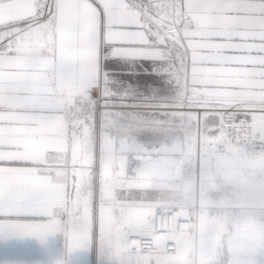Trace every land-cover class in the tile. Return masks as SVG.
I'll return each instance as SVG.
<instances>
[{"label": "snow or ice", "instance_id": "snow-or-ice-1", "mask_svg": "<svg viewBox=\"0 0 264 264\" xmlns=\"http://www.w3.org/2000/svg\"><path fill=\"white\" fill-rule=\"evenodd\" d=\"M6 66L93 109L132 103L264 144V0H0Z\"/></svg>", "mask_w": 264, "mask_h": 264}, {"label": "rangeland", "instance_id": "rangeland-1", "mask_svg": "<svg viewBox=\"0 0 264 264\" xmlns=\"http://www.w3.org/2000/svg\"><path fill=\"white\" fill-rule=\"evenodd\" d=\"M66 103L64 116L73 137L69 151L51 163L64 159L77 178L76 193L82 190L103 223L106 214L112 219L115 243L126 227L150 228L156 207L176 206L194 213L193 236L180 240L172 256L159 246L136 256L158 255L162 264H257V257L264 256L261 230L239 228L248 220L221 219V210H260L264 148L242 152L234 145L243 170L241 188L234 194L221 186V137L203 128H181L161 116V110L132 103L95 109L79 97ZM83 130L89 136L87 149L77 151L74 136ZM81 172L86 177L82 185Z\"/></svg>", "mask_w": 264, "mask_h": 264}, {"label": "crops", "instance_id": "crops-1", "mask_svg": "<svg viewBox=\"0 0 264 264\" xmlns=\"http://www.w3.org/2000/svg\"><path fill=\"white\" fill-rule=\"evenodd\" d=\"M14 67L10 71L6 66L0 76V264H52L54 260L64 264H162L158 255L136 256L126 250L125 235L135 225L120 230L115 243L112 219L106 214L103 223V215L94 213L82 190L78 224L71 232L63 227L61 212L71 169L64 159L55 164L51 160L70 149L64 109L66 101L74 104L75 97L45 82L35 69ZM104 154L101 174L105 182ZM242 173L236 148L223 142L221 186L236 194ZM261 195L260 210H221V219L248 220L239 228L264 234V191Z\"/></svg>", "mask_w": 264, "mask_h": 264}, {"label": "built area", "instance_id": "built-area-1", "mask_svg": "<svg viewBox=\"0 0 264 264\" xmlns=\"http://www.w3.org/2000/svg\"><path fill=\"white\" fill-rule=\"evenodd\" d=\"M67 129L70 136L73 137L70 119H67ZM221 142L231 143L242 152L264 148V144L259 142L255 144L249 143L247 147L237 146L235 142L229 141L227 138H221ZM255 157L258 156L255 155ZM67 175V202L62 208L61 223L63 227L68 228V232H71L75 225L78 224L80 206L79 195L76 193L75 185L77 178L73 174L72 169L67 172ZM72 189H75V191L72 192ZM194 218L193 212L181 207H156L152 216L151 227L128 231L125 236L126 246L135 255L145 254L150 247L159 246L167 255L172 256L178 251L180 240L193 236L195 232Z\"/></svg>", "mask_w": 264, "mask_h": 264}, {"label": "bare ground", "instance_id": "bare-ground-1", "mask_svg": "<svg viewBox=\"0 0 264 264\" xmlns=\"http://www.w3.org/2000/svg\"><path fill=\"white\" fill-rule=\"evenodd\" d=\"M74 137H75V145H76L77 151H82V150L87 149V143H88L87 141H88V137L89 136L87 135L85 130L81 131L80 133H76ZM85 178H86L85 177V172H81L80 173V180H79V184L80 185L83 184V181H84Z\"/></svg>", "mask_w": 264, "mask_h": 264}, {"label": "clouds", "instance_id": "clouds-1", "mask_svg": "<svg viewBox=\"0 0 264 264\" xmlns=\"http://www.w3.org/2000/svg\"><path fill=\"white\" fill-rule=\"evenodd\" d=\"M52 264H64L63 260H54Z\"/></svg>", "mask_w": 264, "mask_h": 264}]
</instances>
